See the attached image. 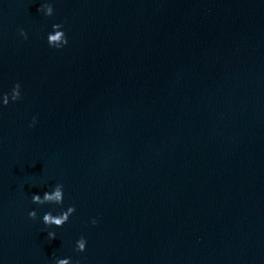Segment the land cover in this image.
I'll return each instance as SVG.
<instances>
[{"label": "water", "instance_id": "95a60500", "mask_svg": "<svg viewBox=\"0 0 264 264\" xmlns=\"http://www.w3.org/2000/svg\"><path fill=\"white\" fill-rule=\"evenodd\" d=\"M16 82L0 264H264V0H0V95Z\"/></svg>", "mask_w": 264, "mask_h": 264}, {"label": "clouds", "instance_id": "9594fccd", "mask_svg": "<svg viewBox=\"0 0 264 264\" xmlns=\"http://www.w3.org/2000/svg\"><path fill=\"white\" fill-rule=\"evenodd\" d=\"M38 12H41L44 16L49 17L53 15V5L49 3H40L37 9ZM55 33V35H51ZM19 35L22 38L27 39V34L23 28L19 29ZM46 42L50 48L61 49L67 43L68 39L65 35V31L61 23H53L51 25V31L46 34ZM21 99V85L19 82H16L12 85L9 91L4 92L3 95H0V105L6 106L9 102H15ZM36 124V117L33 116L29 122V127H32ZM31 201L37 205L43 204H55L61 205L63 203L64 191L63 185L61 183H56L50 190H45L41 194L40 192H35L31 194ZM75 211L74 207L69 205L66 208H61L56 214H53L51 211H45L40 217V222L49 229L47 231V237L49 240L53 239L56 236L55 231L51 230L53 227H60L65 224L70 215ZM27 216L33 220L37 218V211L35 209L29 210ZM91 224H96L97 221L95 218L90 220ZM86 239L83 236H80L75 240V250L83 252L86 248ZM52 264H73V261L70 257H53Z\"/></svg>", "mask_w": 264, "mask_h": 264}]
</instances>
